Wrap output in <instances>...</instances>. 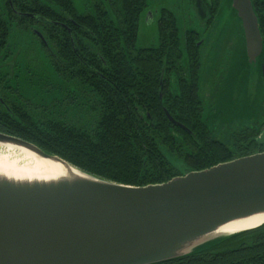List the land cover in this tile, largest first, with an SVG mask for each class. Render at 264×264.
Wrapping results in <instances>:
<instances>
[{
  "label": "trees",
  "instance_id": "16d2710c",
  "mask_svg": "<svg viewBox=\"0 0 264 264\" xmlns=\"http://www.w3.org/2000/svg\"><path fill=\"white\" fill-rule=\"evenodd\" d=\"M48 1L62 6L79 25L81 60L52 61L51 69L87 90L92 99L89 117L82 125L51 118L37 126L26 120L18 123L0 109L1 133L30 142L91 176L137 187L162 184L191 171L264 152V145L256 144L260 128L238 131L233 145L212 136L202 120L200 57L193 39L188 36L184 48L179 30L169 28L159 32L156 47H135L144 0H98L90 12L81 15L76 14L72 0ZM252 2L263 37L264 65V0ZM44 16L54 20L57 14L50 10ZM66 41L65 48L55 47L60 58L63 50L72 48L68 37ZM184 55L188 66L181 68ZM170 72L183 74L177 92L167 85ZM165 111L182 127L173 125ZM165 152L182 162L183 173ZM157 264H264V224Z\"/></svg>",
  "mask_w": 264,
  "mask_h": 264
},
{
  "label": "water",
  "instance_id": "95a60500",
  "mask_svg": "<svg viewBox=\"0 0 264 264\" xmlns=\"http://www.w3.org/2000/svg\"><path fill=\"white\" fill-rule=\"evenodd\" d=\"M222 9L239 28L247 62L260 60L264 82L263 37L252 0H224ZM256 142L264 144V129ZM4 144L70 172L49 181L0 174V264H157L264 224L217 232L226 224L264 215V152L137 187L91 176L0 132Z\"/></svg>",
  "mask_w": 264,
  "mask_h": 264
},
{
  "label": "flooded vegetation",
  "instance_id": "af4514ba",
  "mask_svg": "<svg viewBox=\"0 0 264 264\" xmlns=\"http://www.w3.org/2000/svg\"><path fill=\"white\" fill-rule=\"evenodd\" d=\"M96 1L83 0L82 14L90 12ZM223 2L144 0L143 23L155 29L153 42L156 46L161 30L176 28L181 32L184 48L189 36L200 57L202 47L213 50L210 40L203 37L211 29ZM73 7L76 14L81 15L74 4ZM50 10L57 14L54 20L44 16ZM78 27L62 6L56 7L48 0H0V109L18 123L26 120L40 126L51 118H59L71 125H82L89 117L88 101L92 99L87 90L74 81L61 78L51 69L52 61L61 64L71 59L81 60ZM55 36L60 38L56 42L51 40ZM67 37L72 48L63 50L60 58L55 47L65 48ZM182 61L188 66L185 55ZM180 74L168 73L167 85L171 92H177ZM263 129L261 126L259 135Z\"/></svg>",
  "mask_w": 264,
  "mask_h": 264
},
{
  "label": "rangeland",
  "instance_id": "374dc122",
  "mask_svg": "<svg viewBox=\"0 0 264 264\" xmlns=\"http://www.w3.org/2000/svg\"><path fill=\"white\" fill-rule=\"evenodd\" d=\"M72 1L82 14L83 0ZM113 15L110 12L111 20L115 21ZM226 19L227 14L222 9L203 37L210 40L213 50L207 51L206 47L200 50L199 95L202 100V120L212 136L224 144L233 145L238 131L264 126V82L260 60L253 64L247 62L242 42L238 38L239 28L233 18ZM155 37V29L147 28L143 23L142 13L135 47H155ZM184 63L182 61L181 68ZM40 75L43 76L42 73ZM4 153L0 147V154ZM165 155L180 172H184L180 160L167 152Z\"/></svg>",
  "mask_w": 264,
  "mask_h": 264
},
{
  "label": "bare ground",
  "instance_id": "6f19581e",
  "mask_svg": "<svg viewBox=\"0 0 264 264\" xmlns=\"http://www.w3.org/2000/svg\"><path fill=\"white\" fill-rule=\"evenodd\" d=\"M0 174L21 181H49L67 177L69 170L62 165L40 158L34 153L12 145H0ZM74 170V169H73ZM264 222V215H255L224 225L218 233H232L258 226Z\"/></svg>",
  "mask_w": 264,
  "mask_h": 264
}]
</instances>
